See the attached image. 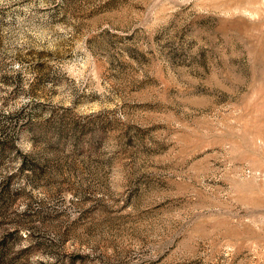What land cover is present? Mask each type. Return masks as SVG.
<instances>
[{
  "label": "rangeland",
  "instance_id": "obj_1",
  "mask_svg": "<svg viewBox=\"0 0 264 264\" xmlns=\"http://www.w3.org/2000/svg\"><path fill=\"white\" fill-rule=\"evenodd\" d=\"M0 264H264V0H0Z\"/></svg>",
  "mask_w": 264,
  "mask_h": 264
}]
</instances>
